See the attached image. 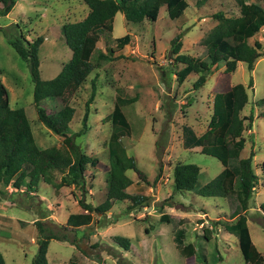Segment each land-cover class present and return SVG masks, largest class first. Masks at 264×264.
<instances>
[{
  "label": "rangeland",
  "instance_id": "1",
  "mask_svg": "<svg viewBox=\"0 0 264 264\" xmlns=\"http://www.w3.org/2000/svg\"><path fill=\"white\" fill-rule=\"evenodd\" d=\"M194 2L188 0L189 5L177 18L168 15L165 4L160 6L155 20L127 21L123 12L117 11L114 28L102 31L96 42L90 59L95 65L82 82L62 95L42 99L40 104L47 112L59 109L64 103L74 107L68 131L73 133L82 126L93 80L95 95L89 103L88 128L75 141L84 152L108 163L109 115L114 101L118 95L124 98L135 95V100L121 104L130 132L122 135L120 141L148 179L146 182L134 170L127 169L132 180L127 190L146 195L147 204L128 208L131 200H117L103 216L94 211L89 224L70 233L79 246L68 240L50 239L48 264H66L71 259L78 264H243L237 237L224 227L225 222L236 217L232 216L234 193L204 196L197 190H176L173 183V165L177 161L200 166L197 187L223 167L217 157L201 152L199 147H184L181 125L189 124L201 133L208 126L213 94L237 82L245 85L249 96L239 113L253 116L251 127L247 125L243 131L245 145L241 156L251 150L256 154L253 167L257 183L245 214L252 241L264 253V212L259 207L264 201V169L260 166L264 156V101L258 102L264 97V45L263 55L257 57L251 69L241 61L233 71L227 72L221 61L208 72L201 88L192 85L197 72H190L183 82H178L175 70L183 63L169 52L172 37L181 32L185 41L181 52L195 56L201 53L202 39L216 21L214 11L221 9L228 15L240 12L235 0H208L199 6ZM88 11L83 0H16L7 14L0 15V28L17 35L21 31L27 39L43 36L38 51L39 71L41 78L48 79L60 71L72 54L63 31L64 22L82 19ZM247 17L252 22V14L248 13ZM126 32L131 33V41L124 48L111 51L115 37ZM257 36L261 37L259 31ZM246 40L253 42L252 38ZM99 49L112 53L114 58H99ZM0 78L7 87L10 106L25 109L37 144L63 145V136L38 118L27 60L17 53L1 29ZM10 185H0V203L6 205L0 206V214L4 213L0 216V249L6 264H33L37 243L31 242L30 236L36 241L39 231L36 222L33 226L22 219H38L47 228L59 229L70 211L83 210L78 206L79 198L92 204L105 198L106 170L88 165L84 191L79 186L64 185L55 193L53 186L42 179L36 191L23 190L22 186L10 192ZM162 210L180 219L179 224L186 229L184 242L195 245L193 255H181L174 244L173 224L159 220ZM116 234L130 238L129 249L114 242Z\"/></svg>",
  "mask_w": 264,
  "mask_h": 264
},
{
  "label": "trees",
  "instance_id": "2",
  "mask_svg": "<svg viewBox=\"0 0 264 264\" xmlns=\"http://www.w3.org/2000/svg\"><path fill=\"white\" fill-rule=\"evenodd\" d=\"M83 1L89 8L87 15L82 19L66 21L63 24V31L67 42L71 44L72 54L60 71L48 79L41 78L39 71L38 51L43 36L27 39L21 31L17 35L0 28L17 53L27 60L33 80V100L38 118L53 132L63 136L61 146L38 145L25 109L10 106L7 87L0 78V184L11 183L16 190L24 186L23 190L36 191V186L42 179L53 186L55 193H58L59 188L64 185L79 186L84 191L85 169L88 165L106 170V195L100 203L92 204L79 198L78 202L83 210L70 212L65 224L56 230L45 227L38 219L35 221L39 233L36 238L37 250L32 258L33 264H48L46 252L51 238L68 240L79 246L74 235L71 236L70 233L82 225L89 224L93 219L94 211L103 216L115 200L129 199L131 203L128 204V208H133L147 204L148 199L146 195L130 193L127 190V186L132 181L126 173L127 169L134 170L146 182L148 179L144 171L138 167L134 156L127 153L120 141L122 135L130 132V124L121 104L135 100V95L127 98L118 95L114 101L109 115L111 132L107 141L108 163H102L96 155L87 154L75 141V137L88 128L89 103L95 95L93 80L91 93L85 103L82 126L73 133L68 131L74 107L64 103L59 109L47 112L40 104L42 99L62 95L82 82L95 65L90 59L95 53L93 51L97 46L96 42L100 39L102 31L112 30L117 11L123 12L127 21L139 22L145 18L155 20L162 4L166 5L167 13L171 18L180 16L188 6L187 0ZM204 1L195 0V4L200 5ZM235 1L240 7V15L227 16L222 10L212 13L218 22L203 37L204 49L199 55L192 56L180 52L181 33L172 37L169 52L175 55L178 62L183 63L175 70L178 82H183L190 72H197L198 76L192 85L198 88L218 62L225 63L227 72L236 68L238 60L245 61L247 67L251 69L257 57L263 55L260 41L256 40L250 45L245 38L253 35L256 27L264 25V0ZM15 2L16 0H0V15L7 14ZM248 13L253 16L252 22L246 18ZM16 26L18 27V23ZM130 39V32L115 37L116 43L110 50L122 48L130 42ZM98 57L104 60L114 58L112 53H105L100 49ZM247 99L245 85L237 82L224 91L214 93L212 113L204 132L198 135L191 125L182 123V145L186 148L199 147L201 152L217 157L224 168L202 186L197 187L199 165L194 162L177 161L173 165V183L176 190H197L204 196H227L233 192L236 203L232 216L236 217L231 222H225L224 227L237 236L244 259L243 264H264V253H261L252 241L245 214L248 199L257 183V174L253 167V150L247 156H241L240 153L245 144L243 131L247 125L248 128L251 127L253 120L251 113L247 115L239 113ZM263 101L264 97L258 99L260 103ZM244 119L248 122L244 123ZM260 166L264 169V158L260 161ZM156 178L155 176L154 181ZM259 207L264 212V201L260 202ZM159 220L173 224V240L182 255L189 256L195 253V245L192 242H184L186 229L179 224L180 219L162 211ZM113 240L116 244L129 249V237L116 234ZM0 264H6L1 251ZM66 264L78 263L71 259Z\"/></svg>",
  "mask_w": 264,
  "mask_h": 264
},
{
  "label": "crops",
  "instance_id": "3",
  "mask_svg": "<svg viewBox=\"0 0 264 264\" xmlns=\"http://www.w3.org/2000/svg\"><path fill=\"white\" fill-rule=\"evenodd\" d=\"M206 1H208V0H205L202 4H204ZM187 2H188V0H187ZM16 3V2H15ZM194 4H195V2H194ZM188 5H189V3H188ZM201 5V4H200ZM14 6V5H13ZM195 6H199V5H196L195 4ZM239 6V5H238ZM13 8V7H12ZM160 9V8H159ZM219 10H221V9H219ZM239 10H240V7H239ZM223 11V10H222ZM215 12V11H214ZM224 13H225V15H227V16H229V15H233V14H227L225 11H223ZM159 13V12H158ZM116 14H117V12L115 13V15H114V20H113V27H112V29L114 28V21H115V16H116ZM241 14V11L239 12V14H237V15H240ZM158 16V15H157ZM236 16V15H235ZM253 17V16H252ZM213 18H215V17H213ZM246 18H247V20L249 21V19H248V17H247V14H246ZM216 19V18H215ZM218 22V20L216 19V21L213 23V26L216 24ZM250 22V21H249ZM212 26V27H213ZM211 27V28H212ZM211 30V29H210ZM209 30V31H210ZM258 31H259V34H261V37H259V36H257V33H258ZM264 25H262V26H260V27H256V31L254 32V34L253 35H251V36H248V37H246L245 38V40L246 39H248V38H252L253 39V42L252 43H250V42H248L247 40V42L250 44V45H253L254 43H255V41L256 40H258V41H260L261 42V44L262 45H264V43H263V41H262V38L264 37ZM178 33H181V32H178ZM178 33H176V34H178ZM208 33V32H207ZM175 34V35H176ZM182 36L183 35H181V37H180V40H181V47H180V52H181V49H182V45H184V39L182 38ZM184 37V36H183ZM131 39H132V37H131ZM131 39H130V41H131ZM203 42V41H202ZM116 43V42H115ZM128 44V43H127ZM204 45V44H203ZM126 46V44L122 47V48H124ZM122 48H119V49H116V51L117 50H120V49H122ZM203 49H204V47H203ZM202 49V50H203ZM202 52V51H201ZM121 52L119 51L117 54L119 55ZM115 54V53H114ZM197 55H199V54H197ZM197 55H195V56H197ZM261 56V55H260ZM241 61H243V60H238L237 62H236V65L237 64H239V62H241ZM221 62V61H220ZM223 62V61H222ZM245 62V61H244ZM219 63V62H218ZM217 63V64H218ZM246 63V62H245ZM217 65H214V67H216ZM213 67V68H214ZM206 79H207V77H206ZM206 79H205V81H206ZM204 81V82H205ZM198 88H201V86H199ZM224 91V90H223ZM214 95V94H213ZM247 96H248V92H247ZM212 98H213V96H212ZM248 98H249V96H248ZM247 101H248V99H247ZM247 120V119H246ZM252 123V122H251ZM192 127V126H191ZM193 128V127H192ZM207 128V127H206ZM194 129V128H193ZM206 129H204L202 132H204ZM194 131H195V129H194ZM196 132V131H195ZM201 132V133H202ZM201 133H199V134H201ZM196 134H198L197 132H196ZM198 134V135H199ZM245 145V144H244ZM186 149V148H185ZM244 149V146H243V148H242V150ZM241 150V151H242ZM254 152V154H253V156H252V158H254V156L256 155L255 154V150L253 151ZM241 153V152H240ZM248 154H246V155H243V156H247ZM263 158H264V156H263ZM262 158V159H263ZM200 167V166H199ZM224 168V165H223V167L221 168V170ZM220 170V171H221ZM219 171V172H220ZM199 172H200V169H199ZM218 172V173H219ZM213 178V177H212ZM11 183H9L8 185H10ZM198 184V183H197ZM1 185V184H0ZM12 185V184H11ZM10 185V186H11ZM1 188V187H0ZM22 189V188H21ZM106 189H107V186H106ZM1 190V189H0ZM10 192H12V190H15L14 188H13V186H11L10 187ZM22 191V190H21ZM191 191H193V190H191ZM59 193V192H58ZM105 195H106V193H105ZM123 200H125V199H123ZM85 201H87V200H85ZM115 201H117V200H115ZM4 202V201H3ZM89 202V201H88ZM92 203V202H91ZM114 203V202H113ZM113 205V204H112ZM0 206H6L4 203H0ZM78 206H80V204H79V202H78ZM81 207V206H80ZM112 207V206H111ZM78 211V210H77ZM82 211V210H81ZM163 211V210H162ZM3 212V211H2ZM70 212H73V211H70ZM164 212V211H163ZM168 213V212H167ZM4 213H2V214H0V216L1 215H3ZM171 214V213H170ZM68 216V215H67ZM65 217H66V215H65ZM67 218V217H66ZM23 221H25V222H27V223H31L33 226H35L34 225V222L36 221V220H34V218L33 219H29V220H26V219H22ZM1 221V220H0ZM161 222H166V221H161ZM235 237H237L236 235H235ZM30 241L31 242H33V243H36V241H35V238H34V236L32 235V236H30ZM237 241H238V239H237ZM175 244V243H174ZM176 246V245H175ZM0 251H1V249H0ZM260 251V250H259ZM2 252V251H1ZM3 254V253H2ZM46 254L48 255V248H47V252H46ZM182 255V254H181ZM4 256V255H3ZM5 259V258H4ZM47 259H48V256H47ZM5 263H6V261H5Z\"/></svg>",
  "mask_w": 264,
  "mask_h": 264
}]
</instances>
